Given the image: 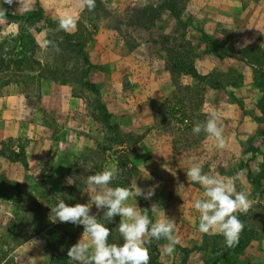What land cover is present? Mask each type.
<instances>
[{
  "label": "rangeland",
  "instance_id": "374dc122",
  "mask_svg": "<svg viewBox=\"0 0 264 264\" xmlns=\"http://www.w3.org/2000/svg\"><path fill=\"white\" fill-rule=\"evenodd\" d=\"M254 1H258L264 20V0ZM169 3L174 14L169 10ZM32 4L33 0H16L12 6L3 4L13 16L0 18V76L4 83L11 85L10 91L31 94L37 100L41 81L53 77L59 82H68L73 96L81 99L91 118H82L79 123L92 132L90 136L95 143L69 163L62 160V168L53 164L52 155L47 157L38 178L29 173L19 182V187L0 180V191L10 193L15 201L0 195V264H6L13 257L14 248L21 244L17 264L51 263L50 251L59 233L67 236L64 245L52 249L54 260L68 263L67 251L82 238L83 226L59 222L51 208L60 199L68 205L90 203V196L96 193H88L87 176L106 167H116V160L124 157L137 166L136 173L130 177L131 185L136 182L145 190L155 186V194L146 200L150 209L155 204L156 211H151L153 222L166 215L177 223L175 234L180 243L172 255H167L163 251L167 241H158L157 261L203 264L206 259L210 264H264L261 92L251 68L233 55L220 53L207 37L228 50L246 45L245 41L236 39L235 42L237 37L227 30H220L219 39L216 38L204 23L213 17L209 5H201L198 0H96L94 10L84 8L79 12L77 28L67 32L70 39L65 31L58 30L54 16L44 14L50 24L37 16L19 18L31 13ZM259 37L256 43L264 48V35ZM34 38L43 41L39 45ZM45 40L54 41L60 51L45 48ZM76 42H83V51L91 63L87 70V65L78 57ZM190 65L200 75L215 79L219 73L225 82L235 83L207 86L201 102L206 117L215 112L222 123L227 142L223 150L207 135L198 141L193 139L192 131L179 123L181 106L175 101L172 100V109L176 115L168 120L163 121L160 111L155 114L151 108L152 99L170 97L173 80L193 83L192 77L183 72ZM169 66L173 73L168 70ZM84 80L94 83L99 96L83 84ZM98 100L113 115L118 130H106L92 118ZM192 104L196 113L200 105L197 97ZM61 118L56 119L52 109L44 113V120L55 136L63 124ZM13 142L5 140L0 148L6 151ZM193 164L201 165L206 174L232 178L237 191L247 193L249 200L255 201L251 211L242 218L245 228L251 232L233 248H222V235L202 234L198 230L200 213L193 205L197 199L207 198L202 186L187 178L186 173ZM247 169L257 186L247 179ZM117 183L118 177L110 186L116 187ZM129 203L138 206L135 198ZM36 205L37 213L26 211ZM91 214L102 217L103 211L98 212L93 205ZM38 218L48 220V225L32 235L33 223L42 225ZM120 219L119 216L112 222L101 219L115 239ZM83 239L86 241L88 237L85 235Z\"/></svg>",
  "mask_w": 264,
  "mask_h": 264
},
{
  "label": "clouds",
  "instance_id": "9594fccd",
  "mask_svg": "<svg viewBox=\"0 0 264 264\" xmlns=\"http://www.w3.org/2000/svg\"><path fill=\"white\" fill-rule=\"evenodd\" d=\"M16 0H2L0 3V18H4L8 9L3 4L12 6ZM81 8L92 11L96 0H80ZM78 25V18L67 14L58 18V30L70 32ZM251 41H246L250 43ZM45 48H52L59 52V47L54 41L45 40ZM193 134L202 132L216 142L218 149H225L227 142L224 137V128L215 112L208 115L203 121H197L192 129ZM120 174L118 167H106L105 170L88 175L86 184L91 201L87 204L76 203L68 205L60 199L51 213L59 222L83 226V236L68 251V264H150L151 256L149 245L153 240H166L163 251L172 255L180 240L176 233L177 223L174 218L164 215L163 219L153 222L149 211H156L155 204L151 209L140 211L137 205L129 203L130 199L142 197L150 199L155 194V186L147 190L138 187L136 182L131 187H111ZM187 178L197 183L204 189L207 199H197L194 208L200 213L198 230L202 234L222 235L226 248H233L239 242V237L245 228L244 222L238 214L247 215L254 207L255 201L249 200L248 194L237 191L232 178L223 179L218 176L206 174L199 164H193L187 171ZM66 196V194H64ZM71 199V197H68ZM95 205L98 212L103 211V216L91 214ZM116 216L121 217L118 231L123 238L122 244L110 243L109 236L112 230L101 219L113 221ZM88 240H84V236ZM35 260V259H31Z\"/></svg>",
  "mask_w": 264,
  "mask_h": 264
},
{
  "label": "crops",
  "instance_id": "0c3cea01",
  "mask_svg": "<svg viewBox=\"0 0 264 264\" xmlns=\"http://www.w3.org/2000/svg\"><path fill=\"white\" fill-rule=\"evenodd\" d=\"M257 2L254 0H198L201 5H209L208 10L213 17L204 23L206 27H210L209 31L214 33L216 38L219 39L220 30H227L237 37L234 39L235 42H237L236 39H243L245 43L246 41L259 42V36L264 35L263 13ZM38 7L45 15L47 14L46 16L49 14L56 19L67 14L79 18V12L84 9L80 6V0H33V4L29 6L31 11ZM34 40L39 45L43 41H37L35 38ZM3 81L1 77L0 141L14 140L12 148L15 151L19 150V143L24 141L22 145L28 163V170H25L20 162H12L0 155V173H3L7 179L21 182L29 173L37 179L47 157L52 155L53 164L62 168L64 167L62 160L69 163L74 156L87 147L94 146L95 140L90 136L92 132L79 123L82 118L87 120L91 118L86 113L81 99L73 96L68 82H59L53 77L45 79V82L41 81L40 99L37 100L31 94L25 95L18 90L10 91L11 85ZM14 86L17 89L16 84ZM51 109L54 110L56 119L62 117L60 120H63L57 136L52 134L50 125L44 120V113ZM21 246L22 244L13 250L15 252L13 259L16 264ZM20 261L23 260L20 258ZM47 263L51 264L49 261Z\"/></svg>",
  "mask_w": 264,
  "mask_h": 264
},
{
  "label": "trees",
  "instance_id": "16d2710c",
  "mask_svg": "<svg viewBox=\"0 0 264 264\" xmlns=\"http://www.w3.org/2000/svg\"><path fill=\"white\" fill-rule=\"evenodd\" d=\"M168 7H169L170 12L174 14V9H173L172 4L169 3ZM6 16L12 17L13 15L11 13H7ZM35 16H37L39 19H44L45 22L50 24L47 21V20H49L48 17H46L44 15V13L42 12V10L39 7L37 8V11L33 10L28 15H25L23 17H21L19 15V18L31 19ZM55 21L58 22V19H56ZM65 35L68 36V39H70L69 34L67 32L65 33ZM207 40L209 43H211L213 46H215V48H217V50L220 53L225 54V55H229V54L233 55V57L242 61L243 63H245L247 66H249L251 68V70L254 74L255 83L258 86L259 91L261 92L259 105L264 106V48L256 42H251V43H248V44L241 46L239 48H236L233 50L232 49L228 50L225 47H223L220 42L213 39L212 37H207ZM75 46L77 48L76 50L78 53V57L80 58L81 63L87 65L86 66V70H87V68H89L91 66V63L83 51V48H82L83 42H76ZM1 62L2 61L0 58V64H1ZM168 70L172 72V67L169 66ZM183 72L192 77L193 83L192 84H185V83L179 82L177 80H173L174 89L172 90L170 97H166V98H164V100L152 99L151 100V108L153 111H155V114L157 113V111H160V117H162L161 119L163 121H164V119L168 120L173 115H176L175 110L172 109V106H174V103H172V100L175 101V103L177 105L181 106V117L179 118L180 119L179 123L181 122V126L184 129L192 131L193 126L197 121L203 122L207 119L206 113L201 108V105H202L201 102L203 101V96H204V92H205L206 87L207 86L212 87V86H217V85L224 86L225 84H231L232 85V83L234 85L235 83L234 82H225L223 80V77H224L223 74H219V73L217 75L218 77L215 79H210L209 76H206V75H200L197 73V71L195 70V68L192 65H190V67L187 70H183ZM84 73H86V71H84ZM84 75H86V74H84ZM226 77L229 78L230 76L227 75ZM0 78H1V76H0ZM63 81H61V82H63ZM83 84L87 87L92 88L94 90V92L99 96V91L95 87L94 83H91L87 80L86 81L84 80ZM196 97L198 100V104H200V105H198L197 111L195 113L194 110H192V105H193L192 101ZM166 103L168 105H166ZM95 108H96V112L91 113V116L95 121L100 122L106 130L107 129H110L113 131L118 130L119 125L117 124V122H114L112 120L113 115L107 110V108L105 107V105L101 101L98 100L97 106ZM258 120L259 119H257V121ZM192 134H193V132H192ZM193 136H194L193 139L195 141H198L199 139H202L203 137H205L206 134H204L202 132L199 135L193 134ZM10 140H12V139H8L7 141H10ZM4 143H5V141H0V146H2ZM0 155L7 158L8 160H10L12 162H20L21 165L24 167V169L28 170V163H27L26 154H25L23 145H19L18 151H15L11 146L6 151L2 150L0 148ZM262 155H263V160H264V153H262ZM124 158L125 159L119 158L116 160V167H118L120 169V174L118 175L117 186L131 187L132 185L130 183V177L132 174L136 173L137 166L134 163L130 162L128 160V158H126V157H124ZM263 163H264V161H263ZM263 171H264V168H263ZM246 177L251 183H253L255 186H257L255 180L252 179V177L250 175L249 169H247V171H246ZM0 180L1 181L3 180L4 184L14 185L17 187L20 186L19 182L11 181L2 175H0ZM0 195H3L8 200L15 202L12 199V195L10 193L0 191ZM136 200L138 202V208L140 211H143V209H145V208L150 210L148 202L145 199H143L142 197H137ZM38 210H39V207L37 205H36V207H33L32 209H26V211H29V212L31 211V212H35V213H37ZM149 215L152 218L151 210L149 211ZM239 216H241V217H239L241 220H242V218L245 217L244 214H240ZM37 220H39V222H40L39 224H42V225L39 227V225H36V223H33V229L31 231L32 235L37 233L38 231L42 230L44 228V225H48V220H46L45 218H40V219L38 218ZM249 232H251V231L244 228L239 239H244V238L248 237ZM66 236H67L66 233H59L58 234L57 239H56V243H54V245L52 246L51 251H50V262L51 263L68 264V263H63L61 261L56 263L54 260V256H53L54 255L53 250L54 249L57 250L58 245H60V244L64 245L65 244ZM221 238H222V246H223L222 248L228 249L225 246L224 237L221 236ZM109 242L110 243H116V244H122L123 238L121 237V235L119 233H118V236L116 239L110 235L109 236ZM157 242L158 241L153 240L151 242V244L149 245V251H150V256H151L150 264H162L161 262L157 261L156 257H155L156 253H157V249H156V243ZM6 264H16V262L14 261L13 257H10ZM203 264H210V260L205 259Z\"/></svg>",
  "mask_w": 264,
  "mask_h": 264
}]
</instances>
